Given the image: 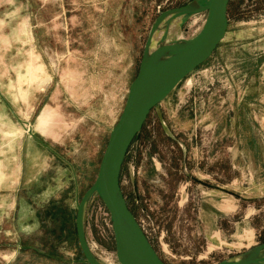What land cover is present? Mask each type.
<instances>
[{
	"label": "rangeland",
	"instance_id": "rangeland-1",
	"mask_svg": "<svg viewBox=\"0 0 264 264\" xmlns=\"http://www.w3.org/2000/svg\"><path fill=\"white\" fill-rule=\"evenodd\" d=\"M191 1L0 0V264H86L78 205L152 26ZM206 17L168 41H191ZM229 18L212 57L152 110L123 163L128 206L167 264H221L264 243V0H232ZM84 224L100 263L120 264L98 194Z\"/></svg>",
	"mask_w": 264,
	"mask_h": 264
},
{
	"label": "water",
	"instance_id": "water-1",
	"mask_svg": "<svg viewBox=\"0 0 264 264\" xmlns=\"http://www.w3.org/2000/svg\"><path fill=\"white\" fill-rule=\"evenodd\" d=\"M194 1L174 10L163 12L152 26L139 73L131 85L121 116L111 131L96 180L78 205L77 236L81 250L89 264H101L91 252L85 234V210L93 194H98L101 197L110 212L116 256L120 264H167L158 255L135 214L128 206L121 187L120 175L131 143L139 136L152 110L163 102L193 71L212 57L228 32L229 7L232 0H198L201 9L195 14L207 11V17L196 37L191 41L185 39L172 41V46H176L178 43V46L182 45L185 48L176 51V56L167 63L155 64L154 61H146V54L156 36L159 20L166 13L180 11ZM188 18H185L183 23ZM174 49L176 50L177 46ZM149 74L151 78L146 80ZM125 220L132 226L145 249L136 247L130 241L125 232ZM262 250H264V243L245 254ZM240 257L226 260L221 264H258L260 262V258L257 256L250 260L239 259Z\"/></svg>",
	"mask_w": 264,
	"mask_h": 264
},
{
	"label": "bare ground",
	"instance_id": "bare-ground-1",
	"mask_svg": "<svg viewBox=\"0 0 264 264\" xmlns=\"http://www.w3.org/2000/svg\"><path fill=\"white\" fill-rule=\"evenodd\" d=\"M200 5L198 0H195L192 4H190L188 7L176 11V12H169L166 13L160 20L156 32V36L153 39L152 44L148 48L147 54H146V61H154L155 64L158 63H167L171 59H173L176 55V51L183 50L182 45L178 46L179 44L175 43L177 46V49L174 48L176 46H172V43L168 41V36L172 34L171 32L179 31L182 27V23L185 18L195 15L197 11H199ZM179 33V32H178ZM183 39V38H181ZM170 40V39H169ZM163 73H165L163 71ZM150 77V74L147 75L148 80ZM125 232L128 238L132 243L135 244L136 247L140 249H145V246L143 243L139 240L138 236L136 235L134 229L132 226L125 220ZM257 256L260 258V262L258 264H264V250L258 251L256 253H248L242 255L239 259H245L250 260L252 257Z\"/></svg>",
	"mask_w": 264,
	"mask_h": 264
},
{
	"label": "trees",
	"instance_id": "trees-1",
	"mask_svg": "<svg viewBox=\"0 0 264 264\" xmlns=\"http://www.w3.org/2000/svg\"><path fill=\"white\" fill-rule=\"evenodd\" d=\"M230 6H231V3H230ZM229 9H230V7H229ZM52 204H53V202H52ZM52 204H51V206H52ZM52 208V207H51ZM62 210H63V208H61L60 209V211L62 212ZM60 212V213H61ZM64 212V211H63ZM44 212L43 211H39V216H41L42 217V214H43ZM66 213V212H65ZM48 214V213H47ZM65 215V214H64ZM76 218H77V216H76ZM67 219V218H66ZM65 219V216H64V224H66V222H67V220ZM75 221H76V219H75ZM76 235H77V229H76ZM80 247V246H79ZM23 250H26V249H23ZM36 251H38V249H35ZM80 253L82 254V256L81 257H77V259L79 260V261H83V262H85L86 264H89L88 262H87V260H86V258H85V256H84V254H83V252H82V250H81V248H80ZM49 256H51V257H55V258H57V259H61V260H63L62 259V257L61 256H59V255H57L56 253H55V251H51V252H48L47 253Z\"/></svg>",
	"mask_w": 264,
	"mask_h": 264
},
{
	"label": "built area",
	"instance_id": "built-area-1",
	"mask_svg": "<svg viewBox=\"0 0 264 264\" xmlns=\"http://www.w3.org/2000/svg\"><path fill=\"white\" fill-rule=\"evenodd\" d=\"M110 213V212H109ZM112 221V220H111Z\"/></svg>",
	"mask_w": 264,
	"mask_h": 264
},
{
	"label": "crops",
	"instance_id": "crops-1",
	"mask_svg": "<svg viewBox=\"0 0 264 264\" xmlns=\"http://www.w3.org/2000/svg\"><path fill=\"white\" fill-rule=\"evenodd\" d=\"M53 196V195H52Z\"/></svg>",
	"mask_w": 264,
	"mask_h": 264
}]
</instances>
